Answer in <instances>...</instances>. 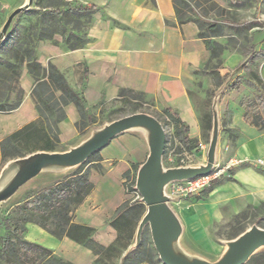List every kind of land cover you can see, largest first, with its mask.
<instances>
[{"label": "crops", "instance_id": "obj_1", "mask_svg": "<svg viewBox=\"0 0 264 264\" xmlns=\"http://www.w3.org/2000/svg\"><path fill=\"white\" fill-rule=\"evenodd\" d=\"M86 4L98 5L103 12H99L93 20L88 43L83 48L67 51L56 44H42V64L50 61L67 76L75 64L87 67L89 73L84 93L89 102L91 95L105 94L113 99L121 88L127 87L157 94L189 125L190 137L201 138V118L190 91L195 90L197 83L193 70L207 64L210 51L198 36V24L189 21L181 27L173 25L177 23V18L172 0H91ZM166 20L171 23L167 24ZM242 59V55L237 53L227 55L222 74L233 71ZM259 73L264 79V61L260 62ZM26 81L27 88L30 81ZM72 85L77 88L75 84ZM240 86L224 90L217 101L220 134L216 160L220 162L230 155H264V131L244 117L245 106L239 102V97L245 91ZM65 108L67 117L59 122L62 144L77 138L76 121L81 117L73 102ZM37 117L38 111L29 92L20 107L12 113H0V130L7 135ZM145 147V143L130 130L118 134L101 149L104 172H91L90 178L95 187L78 207L75 220L95 226L97 231L93 237L103 245L117 238V232L108 219L119 205L132 199V194L126 191L123 173L130 169L132 162L143 164L148 156H145ZM66 170L42 172L30 179L36 180L32 184L33 189L26 195L58 181L67 174ZM207 189L210 190L207 196L179 199L178 208H173L183 230L204 234L208 226L222 219L225 206L236 208L237 204L246 200L263 204L264 166L237 167ZM25 239L49 247L78 264L93 254L69 237L58 239L33 222L27 223Z\"/></svg>", "mask_w": 264, "mask_h": 264}, {"label": "trees", "instance_id": "obj_2", "mask_svg": "<svg viewBox=\"0 0 264 264\" xmlns=\"http://www.w3.org/2000/svg\"><path fill=\"white\" fill-rule=\"evenodd\" d=\"M172 3L177 18V23L173 25L181 27L186 22H196L199 27L198 36L202 38L210 51L207 64L203 68L193 70V74L198 75L199 72L208 70L216 74L220 80L219 83H225L227 77L220 73V68L224 63L221 55L225 50V45L212 39L213 36L223 35L224 27L218 21H210L205 17V13L208 14L216 8V3L213 0H172ZM206 3H210V6H206ZM99 10L98 5L82 4L67 7L66 10L53 8L49 12L64 17V19L68 15H74L76 28H79L82 17L91 18ZM55 23L53 19L48 25L44 23L32 25L25 34L15 29L14 34L0 44V113L10 114L24 101L26 95L21 77L26 68L33 81L30 95L39 113L36 119L28 121L25 125L0 138V169L10 160L28 156L36 151H58L62 144L59 137V122L67 117L65 107L71 102L78 108L81 116L76 121L78 132H84L86 127L92 123V114L89 112L84 89L79 90L74 87L67 79L65 72L57 65L50 61L44 65L38 59L37 46L40 40H53L56 33L64 36L68 49L74 50L85 46L83 45L84 40L78 36V33L71 32L69 36H65L64 30ZM166 23L171 22L166 20ZM259 55L264 56V53L260 52ZM211 64L212 67H210ZM243 66H245L244 63L241 67ZM247 70L252 73L256 82L252 84L260 87L262 91L254 94L252 98L241 100V104L245 106L244 117L259 130L264 131V79L259 73L249 68ZM88 73V68L85 67L83 73L85 84ZM241 84V77L238 76L229 82L228 88H238ZM119 91L120 96L126 92H131L134 96L147 93L128 87L121 88ZM164 113L171 122L181 127L184 133L183 144L190 149L195 148L198 139L190 137L189 125L180 118L179 113L172 107L165 108ZM201 120L203 134L206 130H212L213 113L209 116H201ZM208 135L210 138V134ZM101 160V151L93 153L87 161L74 168L71 173L59 178L53 184L30 192L16 204L15 212L18 216L16 222L12 224L9 219L4 221L6 227L12 229L13 234L5 235L0 239V264H75L51 248L25 239L27 223L31 222L38 224L58 239L69 237L78 242L91 250L101 264H115L122 252L130 246L135 236V229L146 213L147 206L138 198L126 200L119 205L114 215L108 219L117 232V238L108 245L99 243L93 237L97 231L95 226L77 222L75 216L78 207L95 187L90 178L91 172L93 170L100 174L104 172ZM140 166V163L132 162L130 169L123 173L126 191L132 195L133 193L139 195L136 189L135 174ZM129 181L130 184H126ZM209 191L206 189L197 198L207 196ZM140 244L133 249L138 262L147 260L157 264V257L152 249L147 250V257H142L141 254L146 249H142ZM251 259L258 264H264V251L252 255L249 260Z\"/></svg>", "mask_w": 264, "mask_h": 264}, {"label": "rangeland", "instance_id": "obj_3", "mask_svg": "<svg viewBox=\"0 0 264 264\" xmlns=\"http://www.w3.org/2000/svg\"><path fill=\"white\" fill-rule=\"evenodd\" d=\"M213 1L217 6L215 9L211 10L210 13H205V17L209 18L210 21H218L224 27L223 35L212 37V39L225 45V50L223 51L221 58L225 62L227 55L237 53L242 55L243 59L233 71L225 73V76L227 77L225 83H219L220 80L216 74L210 73L208 70L205 72H199L197 75L195 90L190 94V96L194 101V104H196L200 118L203 115L209 116L212 113L214 97L217 94H224V90L229 89V82L234 80L238 74H241L240 77L242 80L240 89H244L245 91L242 93V96L239 97L240 103L242 99H246L248 97L252 98L254 94L262 91L260 87H256L254 84H252L256 82L253 79L252 73H250L247 69L249 68L253 72L259 73L260 62L264 61V57L259 55L260 52L264 53V0ZM89 2H91V0H0V44L8 39V37H10L12 34H14L13 31L15 29H18L21 31V33L25 34V32L29 30L28 28L30 26L39 23L48 25L54 19L56 22L55 24H57L60 29L64 30L65 36H69L71 32H76L78 33V36L84 40L83 45H86L88 43L87 41L90 39L89 30L94 22L93 20L95 16L99 15V12L103 14L101 7L100 10L97 11L91 18L82 17L79 28H76L74 15H68L64 19V17H59L56 14L50 13L49 11L53 10V8L66 10L67 7L82 5ZM206 6L209 7L210 3H206ZM17 8H21L22 11L13 18L10 23V27L6 32H4L3 28L5 22L7 21L10 14ZM103 19H105V15L103 16ZM72 40H74L73 37ZM42 44H56L64 51L69 50L64 41V36H62L61 33H56L53 40H40L38 43L37 52L39 61H41L40 59L42 58L40 52V47ZM243 63L245 66L241 67ZM210 67H212V64ZM84 68L85 67L83 64H75L68 76L65 73L69 82L75 84L79 90H83L86 85L83 76ZM223 68L224 63L220 68L221 74V70ZM27 79L30 82L29 86L26 88L25 85H27ZM21 81L22 87L25 90V95L29 94L33 87V81L28 75L27 68L23 71ZM118 92V95L113 97V99L108 98V96L105 94L100 96L91 95L90 102L87 100V104L89 106V112L92 114V123L86 127L84 132L79 133L76 136V139L69 143L61 144L59 146V150H67L71 148L72 145H76L86 140V138H88L94 131L99 130L104 125L114 121V119L128 116V114L132 113L147 112L153 115L155 118H158L163 123L167 134L165 146L166 152L163 157L165 167L169 168L173 166L200 165L206 162V150L209 147L208 143L210 140V138H208V134H210L211 137V130H206L205 134H203L201 129V138H197L198 141L195 144V148L190 149L183 144L182 139L184 133L181 127L176 126L173 122H171L164 113V109L167 108V106L164 104L159 95L146 93L142 95L136 94V96H134V94L131 92H126L123 96H120V91ZM202 124L203 122L201 120V126ZM130 132L133 133V135L139 137L143 143H145V156H147L149 153V148L147 145L146 130L144 128H136L130 130ZM188 133H190V131H188ZM5 135V132L0 130V138ZM2 171L3 168L0 169V187L3 185V180L5 178L3 177L4 175H2ZM49 171L51 172V170H44L42 174L48 173ZM72 171L73 169H67L65 173L69 174ZM135 175H137V171ZM34 180L30 181V184L23 185L21 188H19L16 194L13 195V197L3 201L0 204V239L5 235L13 234L12 229H8L4 221L9 219L10 223L12 224L16 222L18 216L15 212V206L25 198V195L31 189H33L32 184L35 182ZM45 182L47 181H44V183ZM126 184L129 185L130 181ZM166 191L167 193L169 192L167 188ZM133 194L134 195L131 196L132 199L138 198L141 200L140 193L139 195L138 193ZM193 198L197 197L194 196ZM179 199L185 198L174 197L169 201V205H171L172 208L177 209V202ZM253 224L264 228V203L257 205L251 200H246V202L243 201L237 204L236 208L233 206H225L224 216L222 219L208 226L204 234H198L192 231L187 232L186 229H184L178 241V246L189 255H196L209 261H217L226 249L225 241L233 239L235 236L244 232ZM137 227L135 229V236L132 239L130 246L122 252L119 259L115 261V264H154L147 260L138 262V257L135 255L133 250L137 247ZM140 243V247H142V249H146V251L141 254L142 257H147V250L152 249L157 257L156 263L165 264L161 262L159 255L154 248L149 225L145 227ZM263 251L264 246L260 248L255 254H260ZM79 264L101 263L96 260V256L94 254H91L86 260ZM245 264L258 263L252 259H248V262Z\"/></svg>", "mask_w": 264, "mask_h": 264}, {"label": "water", "instance_id": "obj_4", "mask_svg": "<svg viewBox=\"0 0 264 264\" xmlns=\"http://www.w3.org/2000/svg\"><path fill=\"white\" fill-rule=\"evenodd\" d=\"M21 11V8H17L10 14L4 25V32L10 27L13 18ZM221 94L214 97L212 134L208 144L206 162L200 165L165 167L163 157L166 151L167 134L163 123L147 112H137L114 119L94 131L86 140L67 150L36 151L28 156L8 161L2 167V175L5 178L0 187V204L13 197L19 188L44 170L58 171L76 168L87 161L93 153L101 151L118 134L144 128L150 150L137 171L136 189L140 193L142 202L147 206V210L136 231V246L140 244L142 233L149 225L154 248L161 262L165 264H245L264 246L263 227L253 224L233 239L225 241L226 249L217 261L189 255L178 246L183 227L176 212L169 205L173 197L166 191L168 184L174 180H186L208 173L216 163L220 134L217 101Z\"/></svg>", "mask_w": 264, "mask_h": 264}, {"label": "built area", "instance_id": "obj_5", "mask_svg": "<svg viewBox=\"0 0 264 264\" xmlns=\"http://www.w3.org/2000/svg\"><path fill=\"white\" fill-rule=\"evenodd\" d=\"M226 150H228V147H226ZM245 165L264 166V155H260L259 157H239L237 155H230V157L224 159L222 162L216 160V163L208 173L186 180H174L169 183V194L173 198H189L202 195L203 192L217 182L218 179L230 175L233 169Z\"/></svg>", "mask_w": 264, "mask_h": 264}]
</instances>
